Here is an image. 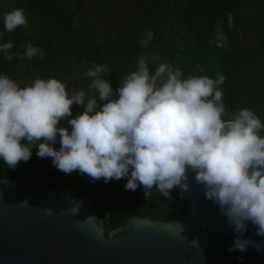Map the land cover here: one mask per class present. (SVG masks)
Returning <instances> with one entry per match:
<instances>
[{
    "label": "clouds",
    "instance_id": "obj_1",
    "mask_svg": "<svg viewBox=\"0 0 264 264\" xmlns=\"http://www.w3.org/2000/svg\"><path fill=\"white\" fill-rule=\"evenodd\" d=\"M3 24L8 32L26 25L23 9L6 13ZM13 47L11 40L0 44L7 62L44 56L31 43L18 56ZM109 71L106 63L88 68L87 90L69 89L55 77L22 87L23 81L0 74V158L7 167L27 162L36 147L38 157L51 158L65 174L78 171L106 183L127 177L126 190L143 186L146 198L156 189L169 199L174 188L181 196L191 190V172L239 234L228 251L264 250V243L244 238L249 222L264 236V122L249 108L227 111L225 76L184 77L169 62L153 72L143 55L118 87L102 78ZM74 104L83 107L75 116Z\"/></svg>",
    "mask_w": 264,
    "mask_h": 264
},
{
    "label": "trees",
    "instance_id": "obj_2",
    "mask_svg": "<svg viewBox=\"0 0 264 264\" xmlns=\"http://www.w3.org/2000/svg\"><path fill=\"white\" fill-rule=\"evenodd\" d=\"M18 8L23 9L27 24L8 32L3 17ZM220 32L226 37L224 43L216 39ZM148 33L151 38L144 44ZM9 40L14 43L10 51L17 56L23 51L21 45L28 43L44 50L43 58L11 62L0 53V74L23 81L22 87L36 77H55L66 81L69 89L87 90L91 82L87 69L106 63L110 71L102 78L115 88L143 55L153 72L161 58L184 77L215 78L222 73L227 111L249 108L264 122V0H0V44ZM72 107L73 116L83 111L82 106ZM66 124L62 120L60 126ZM55 147H60L59 138ZM37 151L34 147L31 158L15 169L0 158V178L42 181L54 188L64 184L75 197H92L105 221L106 236L118 228L119 217L175 221L189 209L179 188L172 190L174 199L156 189L146 198L143 186L125 189L127 177L106 183L78 171L44 169L51 158H40Z\"/></svg>",
    "mask_w": 264,
    "mask_h": 264
},
{
    "label": "water",
    "instance_id": "obj_3",
    "mask_svg": "<svg viewBox=\"0 0 264 264\" xmlns=\"http://www.w3.org/2000/svg\"><path fill=\"white\" fill-rule=\"evenodd\" d=\"M189 183L190 191H180L189 206L183 219L119 217V230L106 236L92 197H75L64 184L0 178V264H264L254 245L228 251L239 234L191 172ZM256 232L249 222L244 238L264 243Z\"/></svg>",
    "mask_w": 264,
    "mask_h": 264
},
{
    "label": "rangeland",
    "instance_id": "obj_4",
    "mask_svg": "<svg viewBox=\"0 0 264 264\" xmlns=\"http://www.w3.org/2000/svg\"><path fill=\"white\" fill-rule=\"evenodd\" d=\"M151 38V33H148L147 35H145V37L143 38V40H142V42L144 43V44H147L148 43V41H149V39ZM217 41L219 42V43H224L225 41H226V37L224 36V34L222 33V32H220L219 34H218V36H217ZM158 59V61L161 63V62H168L167 60H165V59H159V58H157ZM50 163H49V162ZM44 169H57L56 167H54L53 166V163H52V160L51 159H47V162H46V165H45V167H44Z\"/></svg>",
    "mask_w": 264,
    "mask_h": 264
}]
</instances>
